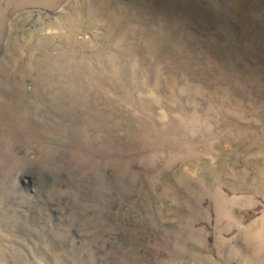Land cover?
<instances>
[{"label":"rangeland","instance_id":"rangeland-1","mask_svg":"<svg viewBox=\"0 0 264 264\" xmlns=\"http://www.w3.org/2000/svg\"><path fill=\"white\" fill-rule=\"evenodd\" d=\"M0 264H264V0H0Z\"/></svg>","mask_w":264,"mask_h":264}]
</instances>
